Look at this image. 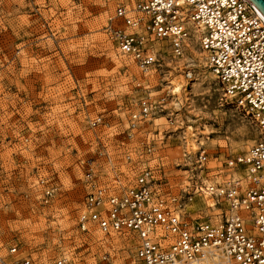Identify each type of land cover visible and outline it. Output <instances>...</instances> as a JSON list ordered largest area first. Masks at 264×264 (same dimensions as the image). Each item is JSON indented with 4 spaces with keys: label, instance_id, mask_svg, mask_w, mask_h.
Wrapping results in <instances>:
<instances>
[{
    "label": "rangeland",
    "instance_id": "rangeland-1",
    "mask_svg": "<svg viewBox=\"0 0 264 264\" xmlns=\"http://www.w3.org/2000/svg\"><path fill=\"white\" fill-rule=\"evenodd\" d=\"M113 3L0 0V259L7 264L23 257L53 264L61 256L74 264H130V232L77 227L88 168L103 169L98 178L109 185L118 173L125 187L149 167L160 196L188 218L215 220L221 210L207 207L188 180L201 171L198 151L207 156L200 179L215 181L227 159L262 138L190 52L180 60L165 53L159 71L141 75L105 33ZM187 62L194 69L189 82L181 73ZM146 81L153 99L177 83L185 90L130 129V113L143 95L136 83ZM46 186L54 189L47 199ZM185 189L189 201L171 202ZM12 246L17 252L10 254Z\"/></svg>",
    "mask_w": 264,
    "mask_h": 264
},
{
    "label": "built area",
    "instance_id": "built-area-1",
    "mask_svg": "<svg viewBox=\"0 0 264 264\" xmlns=\"http://www.w3.org/2000/svg\"><path fill=\"white\" fill-rule=\"evenodd\" d=\"M105 33L143 76L160 70L165 53L172 60L183 59L190 49L188 43L203 51L205 66L221 86L223 96L253 119L262 138L245 153L227 159L225 170L215 181L200 179L207 156L204 149L198 151L195 161L201 171L194 181L193 173L188 180L193 183V193L209 196V208L221 210L215 220L188 218L160 196L149 167L141 169L125 187L118 173L113 174L109 185L98 178L103 169L90 167L85 174L88 191L77 215V227L84 232L95 228L103 235L130 232L134 241L130 264H264L262 15L249 0H114ZM181 73L186 82L192 81V64L187 62ZM136 86L143 95L130 113V129L164 111L170 95H175L173 86L153 99L154 86L149 81L137 82ZM99 121L96 117L91 124ZM53 191L46 186V199ZM183 194L171 202L181 205L192 198L186 189ZM8 251L16 253L17 247ZM15 264L39 263L23 257ZM53 264L74 263L61 256Z\"/></svg>",
    "mask_w": 264,
    "mask_h": 264
},
{
    "label": "bare ground",
    "instance_id": "bare-ground-1",
    "mask_svg": "<svg viewBox=\"0 0 264 264\" xmlns=\"http://www.w3.org/2000/svg\"><path fill=\"white\" fill-rule=\"evenodd\" d=\"M189 42V41H188ZM188 48H190L189 49V52L191 53V56L193 57V59H197L198 61H199V63H198V66H201L200 64H201V62L203 61V65L205 66V55H204V52L203 51H201L200 49H199V51L195 48V47H193L190 43H188ZM197 63V62H196ZM203 67V66H202ZM209 72L212 74V72L209 70ZM194 76V75H193ZM212 76L214 77V75L212 74ZM194 78V77H193ZM193 80V79H192ZM175 83V82H174ZM185 87H184V85L183 84H179V83H177V84H175V86H174V91H184L185 89H184ZM186 94V93H185ZM190 128V127H189ZM194 143V142H193ZM198 144V143H197ZM190 145V144H189ZM195 145V144H194ZM199 145V144H198ZM197 146V145H196ZM195 146V147H196ZM194 147V148H195ZM198 149V148H197ZM203 199L206 201L205 203H206V206L208 207L209 205H211V203H212V201H211V199L209 198V196L207 195V194H204V196H203ZM117 235V234H116ZM98 239V238H97ZM96 239V240H97ZM124 239V238H123ZM116 240V239H115ZM122 240V239H121ZM102 241V240H101ZM109 241V240H108ZM117 241V240H116ZM118 241H120V240H118ZM106 243H108V242H106ZM120 243V242H119Z\"/></svg>",
    "mask_w": 264,
    "mask_h": 264
},
{
    "label": "water",
    "instance_id": "water-1",
    "mask_svg": "<svg viewBox=\"0 0 264 264\" xmlns=\"http://www.w3.org/2000/svg\"><path fill=\"white\" fill-rule=\"evenodd\" d=\"M264 18V0H249Z\"/></svg>",
    "mask_w": 264,
    "mask_h": 264
}]
</instances>
